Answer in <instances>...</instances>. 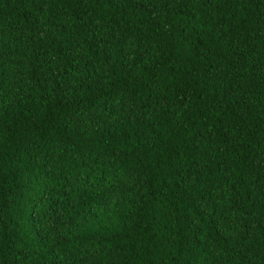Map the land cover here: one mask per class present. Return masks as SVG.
Here are the masks:
<instances>
[{
  "label": "trees",
  "instance_id": "1",
  "mask_svg": "<svg viewBox=\"0 0 264 264\" xmlns=\"http://www.w3.org/2000/svg\"><path fill=\"white\" fill-rule=\"evenodd\" d=\"M0 264H264V0H0Z\"/></svg>",
  "mask_w": 264,
  "mask_h": 264
}]
</instances>
